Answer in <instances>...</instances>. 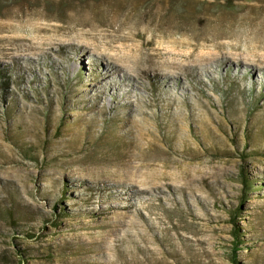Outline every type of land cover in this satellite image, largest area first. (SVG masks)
<instances>
[{
  "label": "rangeland",
  "instance_id": "1",
  "mask_svg": "<svg viewBox=\"0 0 264 264\" xmlns=\"http://www.w3.org/2000/svg\"><path fill=\"white\" fill-rule=\"evenodd\" d=\"M228 12L222 41L264 43V0H0V264H264V71L235 60L183 74V113L209 115L174 139L159 129L180 108L166 107V80L143 77L138 108L92 91L95 42L154 40L164 60L173 39ZM143 111L139 139L119 117Z\"/></svg>",
  "mask_w": 264,
  "mask_h": 264
},
{
  "label": "bare ground",
  "instance_id": "2",
  "mask_svg": "<svg viewBox=\"0 0 264 264\" xmlns=\"http://www.w3.org/2000/svg\"><path fill=\"white\" fill-rule=\"evenodd\" d=\"M236 19L235 13H221L220 17L214 20L213 25H204V26H192L188 32L184 31L188 35L181 39H173L177 33L183 30V26L180 24H172L168 26L169 28L165 29L163 32L166 36L173 39L171 43V49L166 51V58L160 60V53H154L150 50V47L154 44V40H143V50L141 48H133L127 45H116L115 40L102 38L100 41L94 43V49L90 51V55H93L92 64L94 66V76L99 78V84L92 86V91L97 92V96L100 99H105L108 93H112L114 100L119 102L121 106L127 107H141L143 100L133 101L131 100V92L133 88L138 87V85H143L144 79H149L157 89L162 88L161 80H166V86L163 89H166L165 92L170 93L168 98L170 102L166 107H180L175 113L164 114L159 116L160 118L167 120L166 126L160 127L159 129L166 128L171 130L172 137L178 138L181 134L185 135V122L189 120L190 122L198 121L195 117L194 111L189 113L187 117L183 113L184 103L178 97L176 89L184 84L183 74L192 75L199 68L207 67L208 64H222L225 69L232 71L235 68H239L238 64H235L236 61L245 60L248 62L247 65L253 64V67L256 71H264V43L263 42H254L244 45L245 52H242V45L240 43H232L222 41L224 38L230 37V30L232 22ZM91 34L84 33L83 36H89ZM141 36V35H139ZM201 41L208 42L211 46V51H198L201 47H206V44L201 43ZM84 47H88V43L79 42ZM179 48L186 49L185 51L179 52ZM226 49V52L221 50ZM63 49V48H62ZM61 49V50H62ZM240 50L241 53L236 52ZM62 51H68L62 50ZM71 53L70 51H68ZM180 57V60H179ZM80 58L78 55L74 57V65H79ZM103 61L107 64L104 66V72L102 71ZM102 62V64H101ZM241 66V64H239ZM243 67V66H242ZM254 69H239L237 70L238 78L241 80L250 79V87H253L257 84L256 77H253L255 73ZM217 71V66L215 68ZM214 71H212L213 74ZM211 74V72H210ZM122 75V76H121ZM93 80V79H92ZM141 81V82H140ZM119 85V87H118ZM174 85V86H173ZM248 85V86H249ZM111 91V92H110ZM122 92V93H121ZM159 93V92H158ZM122 98H127L128 101L123 102ZM161 99V98H159ZM154 103H147L146 106H153ZM207 105V103H206ZM26 107V106H25ZM191 107H194L191 105ZM205 108V107H204ZM28 115H32V111L23 109L19 111L17 118L21 120V117L26 120ZM206 115H209L207 111L202 110V116L205 117L198 123L207 121ZM154 119L157 118L153 117ZM151 119V116L143 111L141 114V119H137L133 114L122 115L119 117L120 126L127 129V132L132 133L137 136L139 139L145 137L144 127L141 131V126L143 122H148ZM10 125L12 123L9 122ZM20 126L18 124L10 126V129H18ZM29 133L28 129L21 130V136H27ZM168 138V135H166ZM139 139H136L138 142ZM151 180L148 177L143 178V185H147ZM138 193H145L147 190L138 189Z\"/></svg>",
  "mask_w": 264,
  "mask_h": 264
}]
</instances>
